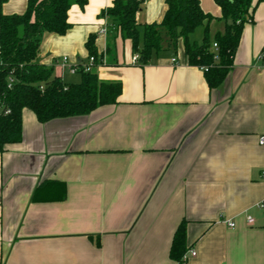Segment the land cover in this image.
I'll list each match as a JSON object with an SVG mask.
<instances>
[{"label":"crops","instance_id":"crops-1","mask_svg":"<svg viewBox=\"0 0 264 264\" xmlns=\"http://www.w3.org/2000/svg\"><path fill=\"white\" fill-rule=\"evenodd\" d=\"M113 1L73 3L63 35H40L37 62L70 82L79 74L55 63L87 62L92 35L91 72L122 90L118 103L86 115L40 123L22 111L20 141L0 154V264H175L181 220L195 251L185 264H264V0L216 88L187 64L181 40L132 63L130 39L101 16ZM199 3L214 17L210 34L221 32L220 7ZM26 5L6 0L2 11ZM165 10V0H143L138 28ZM203 28L189 40L200 43Z\"/></svg>","mask_w":264,"mask_h":264},{"label":"trees","instance_id":"trees-1","mask_svg":"<svg viewBox=\"0 0 264 264\" xmlns=\"http://www.w3.org/2000/svg\"><path fill=\"white\" fill-rule=\"evenodd\" d=\"M0 0V154L10 143L18 142L22 134V111L29 109L40 123L56 118L86 115L102 105L118 103L122 86L118 81H102L92 72L80 70L77 82H65L53 72L52 66L37 62L40 35L43 32L63 35L70 26L67 11L71 4L80 7L87 0H27L21 14H5ZM221 10L223 30L213 36L209 22L213 16L203 12L199 0H165L166 10L160 22H136L140 10L138 0H114L101 16L114 24L123 38L131 41L132 52L139 62L146 63L152 53L163 49L175 51L182 41L187 64L203 70L210 88L225 79L240 41L243 25L251 21L256 5L263 0H213ZM204 26L200 43L189 35ZM215 42L217 50L212 49ZM141 44V47H140ZM88 55L97 60L94 37L86 42ZM8 77L13 81L10 87ZM42 87V88H40ZM9 109L4 114L3 110ZM186 245V221L176 227L169 257L181 263Z\"/></svg>","mask_w":264,"mask_h":264},{"label":"built area","instance_id":"built-area-1","mask_svg":"<svg viewBox=\"0 0 264 264\" xmlns=\"http://www.w3.org/2000/svg\"><path fill=\"white\" fill-rule=\"evenodd\" d=\"M138 1L142 2L143 0H138ZM104 31L102 30V32H104ZM212 49L214 51L217 50V45L215 42L212 43ZM260 58L262 61H261V64L258 66V69H260L261 71L264 72V56L260 55ZM131 62L132 63L139 62V55L137 53H134L132 55ZM172 62L175 63V60L172 59ZM95 63H96V61H95V58L93 56H89L87 59V62H85V63H77V62L72 63V62H70L68 57L63 56V57H61V59L59 61H57L55 63V66H57L61 69H66L69 73L74 74V73H78L80 70H82L83 72H91L95 66ZM12 81H13V78L8 77V84H7L8 87H10ZM40 88H42V87H40ZM0 112H1V107H0ZM3 112H4V114H6L9 112V109H4ZM259 143L261 145L264 144V136L260 137ZM247 221H248V223H251L252 219L250 217H247ZM227 225L232 228L234 226V223L232 221H227ZM194 255H195L194 250L186 251L181 258V263L176 262L175 264H185L188 257L194 256Z\"/></svg>","mask_w":264,"mask_h":264},{"label":"rangeland","instance_id":"rangeland-1","mask_svg":"<svg viewBox=\"0 0 264 264\" xmlns=\"http://www.w3.org/2000/svg\"><path fill=\"white\" fill-rule=\"evenodd\" d=\"M197 31H198V30H197ZM190 35H191V34H190ZM194 36H195V35H194ZM74 75H77V76H74L73 78H76V77L78 78V74H77V73L74 74ZM70 77H71V76H68V75H67V76H65L63 79H64V81H69V82H70Z\"/></svg>","mask_w":264,"mask_h":264}]
</instances>
